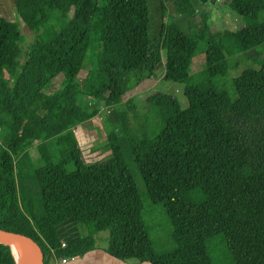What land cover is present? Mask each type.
Here are the masks:
<instances>
[{"label":"trees","instance_id":"obj_1","mask_svg":"<svg viewBox=\"0 0 264 264\" xmlns=\"http://www.w3.org/2000/svg\"><path fill=\"white\" fill-rule=\"evenodd\" d=\"M166 1L153 34L149 0H9L34 34L28 45L0 16V229L34 239L45 264L52 250L83 257L101 232L123 261L223 264L220 240L226 264H264V62L225 85L245 55L264 52V0H229L244 27L216 33L192 0ZM162 68L186 105L158 87L141 113L130 95ZM83 70L86 88L50 91L59 77L72 89ZM98 117L104 157L87 162L77 133ZM135 169L168 216L171 253L155 251ZM68 223L79 236L62 249ZM0 264H17L3 244Z\"/></svg>","mask_w":264,"mask_h":264},{"label":"rangeland","instance_id":"obj_2","mask_svg":"<svg viewBox=\"0 0 264 264\" xmlns=\"http://www.w3.org/2000/svg\"><path fill=\"white\" fill-rule=\"evenodd\" d=\"M150 2V7H151V19H152V30L151 33H157L160 28L161 22H166L168 21L169 14L166 15V17H161L162 9H161V0H149ZM164 2L165 6L167 7L166 0H162ZM12 15H5L11 21L17 22L19 24V29L22 33L23 36V43L25 45L30 44L33 39H34V34L27 28V26L23 25L21 23L22 21L19 18V15L15 8L12 11ZM167 13H169V10L167 9ZM202 13V12H201ZM227 16L225 18V21H221L220 27H219V32H224V31H235L238 29H241L244 27V21L243 19L234 13L231 9H228L227 11ZM6 17V19H8ZM8 19V20H9ZM218 21V20H217ZM213 26V31L216 30L218 31L217 27L215 24L210 23V27L212 29ZM51 34L54 33V28H51ZM190 30H193L190 27ZM215 32V31H214ZM203 43H200V52H203ZM264 47V46H263ZM264 49L262 47L257 48L255 51L258 53H261ZM257 53V54H258ZM253 55H255L253 53ZM249 60H246L245 63L240 65V67L237 70H231L229 73L228 78L225 81L226 87H229L228 89L231 90V87L233 86V83L237 76L245 69L247 68H255L257 70L260 69V64L264 62V52L262 55H257L255 56L256 62H254L253 58L249 57V55H245ZM165 58V56H164ZM165 61H163L164 63ZM90 66H87V70ZM206 67L205 59L203 55H200L198 58L195 59L193 65H192V72L194 75L200 73L203 71ZM87 70H83L79 77L76 79V81L72 85V89H68V87H63V78L59 77L54 81V84L51 88V92L54 91H59V90H65V93L68 96L73 95V88L75 85L80 86L82 88L87 87V81H86V75H87ZM164 68H162L157 76L154 78V80L145 82L139 89L138 91L130 95V97H133L141 111V113H145L148 110V105L146 103V98L152 94L153 90L156 88H160L161 90L165 91L166 93H169L173 97H177L183 106L186 105V99L184 98L183 94V85L181 84H176L172 82H166L163 81V71ZM105 118L98 117L91 122H88L85 124L84 128L79 129L78 131V139L80 140V145L82 148L83 156L87 162H94L97 160L102 159L104 157L102 155V151L104 142L106 140V126L103 124ZM43 141H45L43 139ZM95 148L98 150H95ZM33 158H35V165L40 166L42 164L41 159H37L35 156L34 148L30 150L29 152ZM133 176L136 181L138 191L142 197L143 205H144V210H143V218L145 221L146 226L148 227L150 231V235L154 244V248L156 253L163 255V254H168L171 253L174 250V242L172 239V227L169 222L168 216L163 208L162 205H156L153 204L150 199L148 198L147 191L145 184L137 171V169L133 170ZM76 232L78 230H75ZM98 242L97 245L100 247H107L108 245V233L107 232H101L100 234H97L96 236ZM213 250H214V255L218 258V260L221 261V263L226 264L227 261L225 259V256H223V247L222 244L220 243V240L216 241L215 243L212 244ZM53 261V260H51ZM51 261H47L46 264H51Z\"/></svg>","mask_w":264,"mask_h":264},{"label":"crops","instance_id":"obj_3","mask_svg":"<svg viewBox=\"0 0 264 264\" xmlns=\"http://www.w3.org/2000/svg\"><path fill=\"white\" fill-rule=\"evenodd\" d=\"M194 7L203 13L209 15V25L210 23L217 27L218 31L214 30L215 33L219 32V27L221 21H225L227 16V11L230 9L229 0H192ZM14 7L10 4L9 0H0V16L5 17V15H12ZM7 17V16H6ZM5 17V18H6ZM8 18V17H7ZM9 19V18H8ZM11 20V19H9ZM218 20V21H217ZM212 32L213 26H212ZM76 228L71 224H65L61 227V237L62 241L70 242L78 238V231H75ZM95 249L83 257H79L76 263H67V264H150L149 262H139L136 260H119L106 252L107 247H100L97 245V238ZM51 264H61L57 259L51 261Z\"/></svg>","mask_w":264,"mask_h":264},{"label":"water","instance_id":"obj_4","mask_svg":"<svg viewBox=\"0 0 264 264\" xmlns=\"http://www.w3.org/2000/svg\"><path fill=\"white\" fill-rule=\"evenodd\" d=\"M0 244L9 246L17 264H45V254L42 247L26 235L0 229ZM12 246H21L25 257L19 263Z\"/></svg>","mask_w":264,"mask_h":264},{"label":"built area","instance_id":"obj_5","mask_svg":"<svg viewBox=\"0 0 264 264\" xmlns=\"http://www.w3.org/2000/svg\"><path fill=\"white\" fill-rule=\"evenodd\" d=\"M68 247V243L65 242V241H62V245H61V248L62 249H66ZM52 255L54 257V259H57L61 264H67V263H76L78 258L77 257H71V258H68V257H62V258H59L55 255V251L52 250Z\"/></svg>","mask_w":264,"mask_h":264},{"label":"bare ground","instance_id":"obj_6","mask_svg":"<svg viewBox=\"0 0 264 264\" xmlns=\"http://www.w3.org/2000/svg\"><path fill=\"white\" fill-rule=\"evenodd\" d=\"M13 251L18 258L19 263L22 261V259L25 257V250L21 246H12Z\"/></svg>","mask_w":264,"mask_h":264}]
</instances>
